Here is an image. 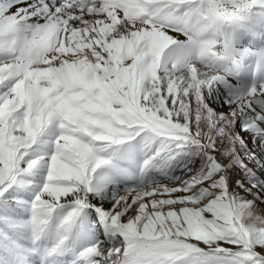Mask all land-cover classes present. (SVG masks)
I'll return each instance as SVG.
<instances>
[{
	"label": "snow or ice",
	"instance_id": "snow-or-ice-1",
	"mask_svg": "<svg viewBox=\"0 0 264 264\" xmlns=\"http://www.w3.org/2000/svg\"><path fill=\"white\" fill-rule=\"evenodd\" d=\"M264 0H0V264H264Z\"/></svg>",
	"mask_w": 264,
	"mask_h": 264
},
{
	"label": "bare ground",
	"instance_id": "bare-ground-1",
	"mask_svg": "<svg viewBox=\"0 0 264 264\" xmlns=\"http://www.w3.org/2000/svg\"><path fill=\"white\" fill-rule=\"evenodd\" d=\"M261 207H264V205H261Z\"/></svg>",
	"mask_w": 264,
	"mask_h": 264
}]
</instances>
